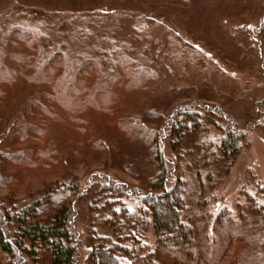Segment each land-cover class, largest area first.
<instances>
[{
    "label": "trees",
    "instance_id": "1",
    "mask_svg": "<svg viewBox=\"0 0 264 264\" xmlns=\"http://www.w3.org/2000/svg\"><path fill=\"white\" fill-rule=\"evenodd\" d=\"M38 34L33 28L13 27L7 34V48L0 51V171L6 161L15 158L20 159L21 167H29L45 153L38 137L40 129L47 126L44 117L67 109L55 98H68L73 85L93 81L82 98L86 107L114 109L120 105L115 92L120 83L133 94L120 99L123 102L116 108L119 119L115 122L98 112L85 114L77 123L79 128L73 130L75 134L53 131L50 144L54 159L48 164L53 163L59 177L67 178L57 179L48 194L21 208L0 207V251L13 264H37L38 251L44 249L49 251L51 264H79L82 241L74 222L78 205L85 203L91 230L85 243V264H264L263 189L259 185L243 187L245 206L238 215L222 209L208 219L205 213L197 212L202 203L192 204L188 182L176 175L178 163L173 166L166 160L163 133L156 126L160 114L157 110L143 111L154 100V74L127 56L106 64L104 57L72 63L62 52L42 58ZM47 66L61 70L55 83L44 75ZM202 116L200 110L179 111L169 119L170 152L177 161L185 153L183 139L192 140L201 128L204 130ZM62 118L69 122L67 116ZM216 128V137H204L196 144L197 181L199 166L220 160L229 169L242 146L245 133L234 128L232 121L226 128ZM113 130L120 136L110 134ZM22 145L25 147L17 151ZM135 150H140V160L133 156ZM116 152L119 159L114 158ZM109 160V169H116L137 185L106 178L103 172L98 182L89 179L81 190L71 182V172L78 166L87 168L93 161L107 170ZM203 191L201 186L197 191L202 201ZM149 228L151 239L147 237ZM235 244L241 245L237 253L232 252Z\"/></svg>",
    "mask_w": 264,
    "mask_h": 264
},
{
    "label": "rangeland",
    "instance_id": "2",
    "mask_svg": "<svg viewBox=\"0 0 264 264\" xmlns=\"http://www.w3.org/2000/svg\"><path fill=\"white\" fill-rule=\"evenodd\" d=\"M263 17L264 0H0V51L5 49L8 32L19 25L39 32L42 58L62 52L72 63L89 57H104L106 64L127 56L148 68L155 77L151 86L154 100L143 111L157 110L160 114L156 126L163 133L166 160L173 166L178 163L176 175L188 182L192 204L202 203L197 212L205 213L210 219L222 209L238 215L245 206L241 196L245 185H259L264 191ZM51 68L47 66L44 75H49L55 83L61 70ZM92 83L91 79H86L80 86L73 85L69 89L68 98H55L57 102L63 101L67 109L61 110L63 113L52 111L54 115L50 113L44 117L47 126L40 129L38 137L43 140L45 153L33 161V165L21 167L20 159L15 158L13 162L6 161L4 169L1 166L0 207L21 208L48 194L49 187L57 179L67 178L59 177L53 163L48 164L54 159L50 144L53 131L60 129L63 133L75 134L73 130L79 128L77 123L85 114L101 112L114 122L119 119L116 111L133 91L120 83L115 86L120 105L116 104L114 109L100 105L86 107L82 98ZM74 94L80 96L72 99ZM199 110L203 114L202 121L206 122L204 130L201 128L192 140L183 139L185 153L177 161L170 152L168 121L179 111ZM63 116H67L69 122H64ZM231 121L234 128L245 133L242 132V146L234 163L226 169V162L210 160L207 165L199 166L197 181L196 144L204 137H216V125L226 128ZM111 133L114 137L120 136L114 130ZM133 153L136 160L141 157L140 150ZM116 157L120 158L117 152ZM110 164L111 160L106 163L107 170L94 165L93 161L90 167L78 166L71 172V182L81 190L89 179L98 182L102 177L99 173L103 172L106 178L137 185L116 169H109ZM199 185L204 190L203 201L197 193ZM256 200L261 202L258 196ZM84 204L78 205L74 222L82 241L79 264H85L88 252L85 243L91 231L89 212L84 210ZM232 249L237 253L241 245L235 244ZM0 264L13 263L0 251ZM37 264H51L49 251H38ZM220 264L234 263L224 261Z\"/></svg>",
    "mask_w": 264,
    "mask_h": 264
}]
</instances>
